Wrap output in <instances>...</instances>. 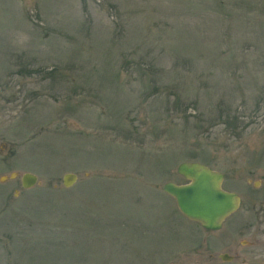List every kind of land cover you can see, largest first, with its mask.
<instances>
[{"label":"rangeland","instance_id":"rangeland-1","mask_svg":"<svg viewBox=\"0 0 264 264\" xmlns=\"http://www.w3.org/2000/svg\"><path fill=\"white\" fill-rule=\"evenodd\" d=\"M183 161L264 208V0H0V264H207Z\"/></svg>","mask_w":264,"mask_h":264},{"label":"water","instance_id":"water-1","mask_svg":"<svg viewBox=\"0 0 264 264\" xmlns=\"http://www.w3.org/2000/svg\"><path fill=\"white\" fill-rule=\"evenodd\" d=\"M177 173L186 182L177 184L167 181L162 185V190L174 198L178 210L187 218L199 222L203 227L218 229L224 218L237 209L239 197L222 188V172L198 161H183L178 164ZM15 177L17 173L13 172L8 178ZM76 179V174L65 173L62 183L70 187ZM20 181L21 186L27 189L37 183V176L26 172L21 174Z\"/></svg>","mask_w":264,"mask_h":264},{"label":"flooded vegetation","instance_id":"flooded-vegetation-1","mask_svg":"<svg viewBox=\"0 0 264 264\" xmlns=\"http://www.w3.org/2000/svg\"><path fill=\"white\" fill-rule=\"evenodd\" d=\"M236 194L238 195V193ZM250 194L252 193L250 192ZM253 196H257V194ZM238 197L239 205L237 209L224 218L218 229H209L203 227L199 222L191 220L199 224L201 229L213 232L209 239L210 243L207 244V264L216 262L239 264L238 262L233 263V261L239 259L242 264H245L247 259L264 260V208L261 210L241 211L242 197L240 195ZM261 202L263 203L264 200ZM227 225L230 227L229 231L226 230ZM214 231L223 233L220 235ZM222 248L223 250L217 251V249Z\"/></svg>","mask_w":264,"mask_h":264}]
</instances>
